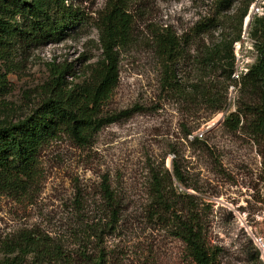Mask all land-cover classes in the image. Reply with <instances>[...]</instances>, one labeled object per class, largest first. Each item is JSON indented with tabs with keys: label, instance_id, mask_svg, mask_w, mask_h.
Segmentation results:
<instances>
[{
	"label": "rangeland",
	"instance_id": "rangeland-1",
	"mask_svg": "<svg viewBox=\"0 0 264 264\" xmlns=\"http://www.w3.org/2000/svg\"><path fill=\"white\" fill-rule=\"evenodd\" d=\"M248 1L238 0L225 14L224 27L197 35L196 25L214 15L212 0L133 4V42L121 53L120 83L105 108L137 106L139 111L105 126L90 145L66 135L51 141L40 151L35 185L0 188V264H90L84 250L92 258L103 253L104 264H194L170 222L151 213L152 170H162L163 161L173 170V160L187 184L182 189L195 195L206 219L207 244L218 262L264 264L257 241H264V144L249 126L233 129L224 123L239 107L257 103L254 94L241 97L239 82L257 60L250 24L256 14H264V0H253L242 38L234 44L233 74L240 77L232 76V81L224 67L202 65L209 46L237 33V9ZM74 2L89 16L75 36L0 53V124L29 114L49 93L48 83L58 70L68 67V85L81 83L85 66L102 58L95 22L108 0ZM166 28L186 41L185 57L177 66L182 86H205L219 100L228 86L224 111L213 112L202 99L186 100L163 84L154 39ZM105 177L121 204L114 229L101 188Z\"/></svg>",
	"mask_w": 264,
	"mask_h": 264
},
{
	"label": "trees",
	"instance_id": "trees-1",
	"mask_svg": "<svg viewBox=\"0 0 264 264\" xmlns=\"http://www.w3.org/2000/svg\"><path fill=\"white\" fill-rule=\"evenodd\" d=\"M136 2L108 0L100 12L95 25L99 32L102 58L85 66L86 79L83 82L68 85L65 80L68 67L58 70L48 83L49 93L29 114L16 122L0 124V188L35 185L40 176V151L51 141L66 135L79 145H90L105 126L127 119L139 111L137 106L120 111L105 108L120 83L121 53L133 42L136 18L132 6ZM237 2L212 0L214 15L198 23L194 34L224 27L228 21L225 14ZM252 2L249 0L237 9L239 19L233 26L237 28V33L228 35L205 51L203 69L212 70L217 64L228 72V79L235 81L232 78L235 68L233 48L235 42L242 38L244 21ZM88 23V14L74 0H0V53L20 49L28 51L61 42L75 36ZM250 25L257 60L242 76L239 91L241 97L256 95L257 103L239 107L237 112L227 116L224 123L233 129L249 126L251 133L264 144V14H256ZM185 42L170 28L155 33V50L163 64V84L186 100L202 99L213 107V112L224 111L228 86L221 100L216 92L210 93L205 86L194 84L190 90L182 86L177 66L185 57ZM198 141L195 138V142ZM172 167L173 170H170L163 161L162 170H152V217L170 222L174 234L185 243L194 264H220L208 247L207 223L196 204L195 195L182 189L181 185L187 188V184L176 160H173ZM101 188L112 211L109 227L114 229L120 221L121 204L107 177ZM83 255L90 264H104L101 252L95 258L85 250ZM42 257L46 259L48 256L43 254Z\"/></svg>",
	"mask_w": 264,
	"mask_h": 264
},
{
	"label": "built area",
	"instance_id": "built-area-1",
	"mask_svg": "<svg viewBox=\"0 0 264 264\" xmlns=\"http://www.w3.org/2000/svg\"><path fill=\"white\" fill-rule=\"evenodd\" d=\"M256 10L259 11V8L257 7ZM233 77H234V78H235V77L239 78L240 75H239L238 73H235V72H234ZM199 135L203 136L202 133H200ZM191 137H192V138H195V136H191ZM172 157H173V156H172ZM257 241H258V245H259V247L261 248L262 252L264 253V241H263V239H262V238H259Z\"/></svg>",
	"mask_w": 264,
	"mask_h": 264
},
{
	"label": "water",
	"instance_id": "water-1",
	"mask_svg": "<svg viewBox=\"0 0 264 264\" xmlns=\"http://www.w3.org/2000/svg\"><path fill=\"white\" fill-rule=\"evenodd\" d=\"M247 21H249V18H248V20ZM248 23V22H247Z\"/></svg>",
	"mask_w": 264,
	"mask_h": 264
}]
</instances>
